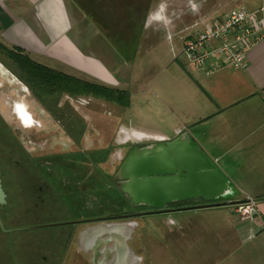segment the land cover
<instances>
[{
  "label": "rangeland",
  "instance_id": "374dc122",
  "mask_svg": "<svg viewBox=\"0 0 264 264\" xmlns=\"http://www.w3.org/2000/svg\"><path fill=\"white\" fill-rule=\"evenodd\" d=\"M161 3L167 5L172 23L149 22L146 27L148 14ZM65 4L71 22L67 35L41 52L22 50L33 62L52 71L126 92L129 104L123 108L89 94L36 95L20 80L16 66L0 53V131L6 126L14 137L8 145L0 139L5 193L14 201L16 192L9 185L12 178L25 169L33 175L39 167L44 181L54 190L50 194L69 205L72 199L80 204L64 208L69 218L75 212V218L83 215L94 220L77 225L65 252L59 248L60 242L54 243L60 237L58 229L0 235V251L6 254L11 247L15 264H52L53 260V264H115L119 245L111 232H117L119 237L126 236L128 250L123 256L131 259L129 264L138 263V259L139 264H256L255 257L248 254L252 244L244 239L241 229L246 224H242L238 208L239 216L223 209H194L226 202L230 195L179 203V210L168 214L108 218L127 208L112 180L127 146L152 144L162 135L173 138L172 123L163 115L162 93L169 91L163 87L165 79L178 74L174 59L184 61L179 55L184 36L169 29L183 20L184 11H192L191 5L180 7L172 0H65ZM196 28L186 33H196ZM84 62L92 68L82 65ZM72 192L78 195H70ZM58 199L53 205H60ZM9 207L3 212L8 227L17 224L19 217L21 225L39 224L47 218L42 209L34 217L23 218L21 210ZM53 217L57 220L62 216ZM65 221L69 219L59 220ZM55 249L62 253L49 260ZM19 252L25 254L27 262L19 260Z\"/></svg>",
  "mask_w": 264,
  "mask_h": 264
},
{
  "label": "crops",
  "instance_id": "0c3cea01",
  "mask_svg": "<svg viewBox=\"0 0 264 264\" xmlns=\"http://www.w3.org/2000/svg\"><path fill=\"white\" fill-rule=\"evenodd\" d=\"M172 1L180 7L189 3ZM192 3L196 10L184 11L183 20L169 29L184 36L179 46L184 61L174 59L178 74L165 79L163 87L169 91L162 93L163 115L172 123L173 138L162 135L152 144L187 137L190 146L226 178V191L221 196L230 195L228 200L198 205L195 210L223 209L234 216L238 215L237 204H246L247 198L254 201L250 217L242 220L246 225L241 230L245 241L252 244L248 254L255 257L256 264H264V11H260L264 0ZM239 7L258 12L263 25L243 66L228 68L212 59L193 66L184 52L186 43L213 19ZM70 24L65 0H0V40L27 52H41L58 43L67 35ZM195 28L196 33H186ZM191 200L203 199L186 201Z\"/></svg>",
  "mask_w": 264,
  "mask_h": 264
},
{
  "label": "water",
  "instance_id": "95a60500",
  "mask_svg": "<svg viewBox=\"0 0 264 264\" xmlns=\"http://www.w3.org/2000/svg\"><path fill=\"white\" fill-rule=\"evenodd\" d=\"M113 181L131 205L157 210L171 202L199 197L214 200L224 194L227 183L226 178L190 146L187 137L132 150L115 172ZM6 204L7 196L0 179V206ZM0 230L4 234L12 232L3 227L1 220ZM127 250L125 242L119 244L115 264L122 261Z\"/></svg>",
  "mask_w": 264,
  "mask_h": 264
},
{
  "label": "trees",
  "instance_id": "16d2710c",
  "mask_svg": "<svg viewBox=\"0 0 264 264\" xmlns=\"http://www.w3.org/2000/svg\"><path fill=\"white\" fill-rule=\"evenodd\" d=\"M0 53L2 56L10 60V62L16 66V68L19 70V76L20 80H22L26 87L30 89L33 93L36 95H44V96H52L56 93H68L72 96H78V95H91L96 98H103L106 101H111L116 103L117 105L125 108L129 104V96L126 92H122L119 90L114 89H108L104 88L95 84H91L85 81H81L75 78H72L70 76L57 73L55 71H52L46 67H43L35 62H33L25 52L15 46H9L6 43H1L0 41ZM3 131H0V139L4 141L5 144L12 143L13 138L11 137L12 134L9 132L8 128L6 126L2 127ZM22 154H24V151L21 150ZM20 152V153H21ZM24 155L19 154V157L21 159L28 161V159H25L23 157ZM5 158V157H4ZM10 160L9 158H7ZM6 159V160H7ZM29 164V163H27ZM38 170H34L33 175L29 173L28 170H23L20 172L19 176L12 178L9 185L13 186L14 193L16 192V196L14 201L9 200L8 193H6L7 196V204L5 206H0V220L4 226L7 229H13L12 234L18 233L16 229L22 228V227H28L32 225H46V224H53L58 223L59 220H64L66 218L69 219V221H79V220H91L90 217H83V212L81 213L82 217L75 218V212L73 217L69 218V215H67L64 211L65 207L66 210L72 208V207H80L78 203H75L76 201L72 199V205L67 204V202L63 201L60 196L56 194H50V192H54L52 190V187L44 181L43 175L40 173V168H37ZM115 173V172H114ZM11 177V175H10ZM113 177V176H112ZM1 179V176H0ZM40 180L43 182V186L41 187V190L43 192V195H40L38 187H36L37 183L36 181ZM24 181V184L22 182ZM18 182V183H17ZM7 183V180H6ZM5 183V184H6ZM4 184V185H5ZM115 190L117 192L118 197L120 198L122 204L127 206L126 211H122L121 214H130L132 212H135L136 210H139V208H136L135 206L131 205L127 199L120 193V191L116 188L115 183L113 182ZM3 186V184H2ZM38 186V185H37ZM4 190V189H3ZM5 192V190H4ZM77 193H70V195L75 196ZM78 195V194H77ZM38 197L41 198V202H39ZM58 199V203L60 205H53V200ZM76 199V198H75ZM11 202V203H10ZM48 204V207H47ZM63 204V205H62ZM84 204V203H83ZM9 205H14L15 210H21V214L19 216H22L23 218L28 217H34L35 214H38L41 210V213L44 212L46 219L42 220V223H34V224H23L21 225L20 217L17 219V224L13 223L11 227L6 226L5 224V217L3 215V212L6 209H10ZM84 206V205H83ZM39 209V210H38ZM140 209H148V208H140ZM64 210V211H63ZM79 210V208L77 209ZM80 210H82L80 208ZM8 211V210H7ZM77 212V211H76ZM23 213V214H22ZM70 213V212H69ZM66 214V215H65ZM120 214V215H121ZM65 215V216H64ZM53 216H62L61 218H57V220L54 219ZM118 216V215H117ZM48 227H40L37 228L38 230L34 231H52L51 229H47ZM0 235L2 237H8L11 234H4L0 230ZM11 247L8 246L7 251L5 250V253L3 251H0V263L5 264L4 261H9L13 264V258L14 255L11 252ZM21 256L25 257V254H22V252H19ZM18 255V254H17ZM20 256V257H21ZM19 257V256H18Z\"/></svg>",
  "mask_w": 264,
  "mask_h": 264
},
{
  "label": "built area",
  "instance_id": "2783aa9c",
  "mask_svg": "<svg viewBox=\"0 0 264 264\" xmlns=\"http://www.w3.org/2000/svg\"><path fill=\"white\" fill-rule=\"evenodd\" d=\"M264 11V8L260 10ZM263 28L258 12L244 7L230 9L221 17L213 19L197 37L185 45V55L193 66H202L207 59L221 63L225 67L239 69L244 64L245 55L258 40ZM215 43L216 46H213ZM161 138H154L159 141ZM254 201L239 204L241 219L251 215Z\"/></svg>",
  "mask_w": 264,
  "mask_h": 264
},
{
  "label": "flooded vegetation",
  "instance_id": "af4514ba",
  "mask_svg": "<svg viewBox=\"0 0 264 264\" xmlns=\"http://www.w3.org/2000/svg\"><path fill=\"white\" fill-rule=\"evenodd\" d=\"M154 144H150V143H145V144H135V145H129L127 146V152H126V155L125 157L134 149H137V150H143V149H148L150 147H152ZM124 157V158H125ZM124 158L122 159V161L124 160ZM122 161L119 163L118 167L116 168V171L117 169L119 168L120 164L122 163ZM115 171V172H116ZM115 174V173H114ZM113 174V176H114ZM112 180H113V177H112ZM38 189H39V192H40V195H43V192L41 190V187L43 186V184L41 183L40 180H38ZM115 183V186H116V182ZM42 185V186H41ZM117 188V187H116ZM42 198V197H41ZM40 197H38V200L39 202H41ZM179 203H182V202H171V203H168L166 204L162 209H153V208H149V207H146V206H135L136 208H148L146 210H144L143 212H138L139 210H136L135 213H130V214H124V215H119V216H116V217H108L109 219H117V218H130V217H135V216H139V215H153V214H168V213H171V212H174V211H177L179 210L178 207H176L177 204ZM90 222V221H94V220H79V221H65V222H59V223H53V224H46V225H32V226H28V227H22V228H18L16 229L18 232H28V231H34V230H38L37 228L39 227H48L47 229H51V230H55V229H58L59 230V233H60V237L57 241H55L54 243L57 244L60 242V247L62 249V252H65L66 249L68 248V244L71 243V240H72V237H73V234H74V230L75 228L77 227L78 224H85L87 222ZM56 224V225H55ZM4 227V226H3ZM34 228V229H33ZM6 229V228H5ZM19 229H21L19 231ZM8 230H12L11 233H5V234H12L13 233V229H8ZM57 248V247H56ZM61 252L60 250L58 251V249H55V252H54V255H51V256H48V259L50 260V258H53L58 256V253ZM61 252V253H62ZM23 254V253H22ZM56 254V256H55ZM19 260L21 262H27V258H25L24 256H21V257H18ZM30 259V258H29ZM45 259L47 258H44L43 260L45 261ZM52 259V260H53ZM53 262H55L53 260ZM52 262V264H53ZM138 263L136 264H139L140 263V260L138 259L137 261Z\"/></svg>",
  "mask_w": 264,
  "mask_h": 264
},
{
  "label": "clouds",
  "instance_id": "9594fccd",
  "mask_svg": "<svg viewBox=\"0 0 264 264\" xmlns=\"http://www.w3.org/2000/svg\"><path fill=\"white\" fill-rule=\"evenodd\" d=\"M189 4L193 11L196 10V5L192 3V0H189ZM167 5L161 3L154 12L148 14V20L146 21V27L150 26L149 22L157 24L170 25L172 23L171 19L166 13Z\"/></svg>",
  "mask_w": 264,
  "mask_h": 264
},
{
  "label": "bare ground",
  "instance_id": "6f19581e",
  "mask_svg": "<svg viewBox=\"0 0 264 264\" xmlns=\"http://www.w3.org/2000/svg\"><path fill=\"white\" fill-rule=\"evenodd\" d=\"M75 61V60H74ZM73 61V62H74ZM75 62H77V61H75ZM77 63H79V62H77ZM82 65H84V66H86V67H90V68H92V66L89 64V63H82ZM104 231H106V232H110V231H108V229H104ZM112 233V235H114V239H116L117 238V244L119 245L120 243H122V242H125V241H127L125 238H126V236H124V234H122L123 235V237H121L122 235L120 234V237H119V235L117 234V232H111ZM115 235H116V238H115ZM108 251V250H107ZM95 253H96V257H97V250L95 251ZM122 261H120V263H124V264H129V262H131V259H129V257L128 256H123L122 255Z\"/></svg>",
  "mask_w": 264,
  "mask_h": 264
}]
</instances>
